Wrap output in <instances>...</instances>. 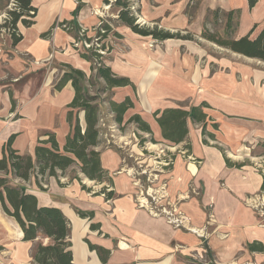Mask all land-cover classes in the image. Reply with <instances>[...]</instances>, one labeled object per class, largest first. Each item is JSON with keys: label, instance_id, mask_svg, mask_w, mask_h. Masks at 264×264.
I'll use <instances>...</instances> for the list:
<instances>
[{"label": "crops", "instance_id": "0c3cea01", "mask_svg": "<svg viewBox=\"0 0 264 264\" xmlns=\"http://www.w3.org/2000/svg\"><path fill=\"white\" fill-rule=\"evenodd\" d=\"M102 1L105 2L31 0V5L36 8L33 23L30 26L20 22L17 24L22 37L16 44H12V41L8 45L0 44V158L2 147L11 135H15L12 147L21 154H34L37 137L38 140L47 138L45 133L39 135L40 131L54 132L60 147L63 145L69 130L66 121L67 104L72 100L74 90L70 82L61 90H56L54 85L64 71L62 64L81 69L87 76L90 74V66H86L90 62L76 54L72 46L82 27L94 19L99 20V17L91 14L90 5L95 8ZM167 1L157 0L155 4L160 5L157 4L155 12L160 14L166 11L169 17L177 20L176 28H187L190 25L188 17L192 16H187L183 9L189 0H176L172 8L165 6ZM202 1L208 9L207 14L214 9L223 10L224 7L226 10L223 11L240 10L238 25L233 33L235 38L248 33L255 37L264 25V0H256L252 7H249L248 0H239L236 5L232 4L235 0ZM215 4L217 8H214ZM219 21L223 22L222 19ZM75 22L80 30L75 31ZM216 25L208 24L212 30ZM173 41L183 43L191 40L168 38L161 42ZM223 49L246 59L263 62ZM22 55L28 57V64L21 58ZM51 62L57 67L52 66ZM136 64L147 66L143 52ZM47 65L48 70L53 69V72L45 78L40 91L36 92L26 86L27 100L10 89L9 84L1 82L4 77L2 66H7L16 77L21 69L31 66V69H38L39 72L40 67ZM107 66L117 76L127 77L133 84L130 66L118 62L113 67ZM56 77L58 79L53 83ZM215 79L219 78L216 76ZM194 81L197 83L198 78ZM158 83L160 91L157 95L148 97L143 94L149 111H146L141 99V107L133 102V107L125 112L122 124L131 126L128 119L138 114L149 124L153 137H157L160 142H167L161 137L153 112L166 108L189 109L205 102L207 106H202V111L207 115L205 135L202 133L201 122L188 119V131L182 142L173 147L157 142L151 144L155 148H149L138 146L130 136L121 135L117 128H113L110 136L115 140L106 139L101 133L100 144L96 148L101 153L102 167L111 177L110 182L91 181L97 185L94 188L85 187L80 179H67L60 171L57 177H45L41 182L44 190L39 189L34 182L25 183L20 179L13 182L24 184L28 192L37 197L39 205L61 209L70 223L69 249L74 264H264V203L255 207L258 201L253 200L255 195L264 191V149L261 146L264 143V97L253 95L245 106H232L221 99L228 96L226 86L224 89L206 81L203 89L202 86L200 88L205 95L201 96L200 101L187 107L160 105L158 99L167 98L162 93L174 96L178 92L171 87L175 83L174 77L162 79ZM134 87H114L110 98L117 102L125 97L131 98L129 89L134 90ZM210 99H215V103ZM79 119L84 126L83 112H79ZM214 124L217 126L214 127ZM210 133L213 138L208 135ZM123 146L127 148L126 151L120 150ZM152 154L154 159L162 161L171 158L173 163L161 168L150 183L147 178H151L150 174L155 167L151 161ZM127 157H133L137 162L133 163L129 158L126 162ZM226 159L242 165L228 166ZM137 167L140 171L138 176L142 173L140 177L150 183V192L160 184H166V196L173 202L174 210L180 211L187 218L183 224L176 223L163 213L151 212L149 208L137 203ZM81 174L77 177L80 178ZM104 186L107 187L106 191H113V196L106 197L105 193L100 192ZM78 210L92 212V215L80 217ZM40 240L48 242L47 238L41 237L23 240L21 227L4 212L0 203V250L3 252L0 258L6 260L1 263L35 264L32 253ZM87 241L98 250L91 249ZM249 244L257 247L250 249Z\"/></svg>", "mask_w": 264, "mask_h": 264}, {"label": "trees", "instance_id": "16d2710c", "mask_svg": "<svg viewBox=\"0 0 264 264\" xmlns=\"http://www.w3.org/2000/svg\"><path fill=\"white\" fill-rule=\"evenodd\" d=\"M14 9L8 11L10 17V38L12 44H16L22 37L18 31L17 24L20 22L24 26H30L35 16L36 8L31 5V0H13ZM110 4L109 0H104ZM129 0H116L112 6L118 7V16L123 24L142 36H151L153 39L163 41L168 38H181L192 40L193 35L187 33L180 35L179 32L171 33L157 26L150 29L140 28L135 24V17L130 13ZM256 0H248L249 7L254 6ZM9 0H0V12L5 10ZM240 15L239 9L223 11L214 9L208 12L203 23L200 37L218 46L226 48L234 53L241 54L249 58L259 59L264 62V25L255 37L250 33L235 38L233 33L238 25ZM222 19V31L216 28L212 30L208 24L216 25ZM75 31L79 29L77 23H73ZM105 31L109 30L106 23L103 25ZM80 30V29H79ZM50 31V30H49ZM48 31V32H49ZM85 33V31H84ZM99 33V32H98ZM105 33V32H104ZM100 34V33H99ZM85 34H83L84 36ZM104 37L105 34L103 35ZM86 42L90 38H86ZM104 49V46H102ZM102 49V50H103ZM81 57L90 62V74L87 76L84 71L74 68L69 64L63 65V73L55 83L54 88L61 90L68 82L74 90L72 100L67 104L66 121L69 130L65 135L64 143L60 147L54 132H45L46 139L37 140L34 154H21L12 147L15 135H11L2 147V157L0 158V203L4 212L13 217L23 231V240H34L37 237L47 238L44 244L40 240L34 247L32 258L35 264H74L71 250L70 223L64 216L61 209L54 206H41L37 197L28 192L27 187L22 183H15L13 180L34 182L41 190L44 188L41 182L45 177H57L58 172H64L73 164L78 165L79 171L96 182L111 181L108 172L101 165V153L96 150L100 144L101 112L105 105L106 113L110 115V120L116 124L123 123L125 112L133 107L130 97L117 102L108 98L114 87L131 85L132 82L123 76H117L109 66L104 63L102 53L92 48L80 54ZM94 59L96 62H94ZM93 87H96L93 89ZM100 94L105 96L100 97ZM202 106H207L205 102L199 106H191L189 109L166 108L153 112L160 134L163 140L175 145L182 142L187 134V120L202 123V133L206 134L205 125L207 115L202 111ZM79 112H83L84 126L80 124ZM134 122L142 132L150 134L152 130L149 124L140 115L134 114L129 119ZM217 125L214 124V127ZM214 137L213 134H208ZM152 141L156 140L152 137ZM142 142L144 140H141ZM206 142V140H204ZM264 149V143L261 144ZM228 166L240 167L242 164L232 163L226 159ZM262 190H264V170ZM73 178L78 179L77 176ZM84 188V186H83ZM103 187L100 192L106 197L113 196V191H106ZM80 217L91 216L92 212L78 210ZM89 247H94L87 241ZM250 249L257 246L249 244Z\"/></svg>", "mask_w": 264, "mask_h": 264}, {"label": "rangeland", "instance_id": "374dc122", "mask_svg": "<svg viewBox=\"0 0 264 264\" xmlns=\"http://www.w3.org/2000/svg\"><path fill=\"white\" fill-rule=\"evenodd\" d=\"M109 1L111 3H107V5L102 1L101 4L95 8L90 5L91 14L99 17V20L94 19L92 22L88 23L86 27H82V30L86 28V31L84 33L81 30L78 33V36L73 43L74 46L72 47L76 54L86 52L88 48L97 50L103 54L104 63L106 65H110L111 67H113L115 62H118L123 66H130V75L133 77L135 89L132 90L130 88L129 92L131 94L132 102H136L137 106H142V100L146 111H149L150 108L145 102L146 100L143 94L145 93L148 97L150 95H157L160 91L158 81L160 82V80L168 79L169 77H174L175 83L171 87L177 90L178 93H175L174 96L162 93L163 96H167V98L162 97L158 99L160 100V105L171 104L179 107H187L191 103L200 101L201 98L205 96L204 93L200 91V88L202 86L203 89V84L206 81L211 82V84H214L215 86L220 85V87L224 89L226 86L228 96H225L224 98L222 97L221 99L225 103L231 104L232 106H245L246 102L251 101L249 98L253 95L257 96L258 94L259 96L264 97L263 62L234 55L223 48L199 38L202 23L204 22L208 11L202 0H189L186 8L183 9L187 16H192L191 18L188 17L190 25L187 28H176L175 25L178 24L177 20L173 19L174 17H169L170 14L165 13L166 11L163 12L165 13V16H163V13H156L155 11L158 9L156 6L159 4H155L157 0H129L130 2L128 4V8L130 9L131 15L135 17L134 23L137 24V26L140 28L148 27L150 29L157 26L158 28L166 29L170 32L178 31L183 35H186V33L193 35V40L183 41V43L181 41H173L174 43H162L161 41L153 39L151 36H142L133 32L130 27L123 24V22L119 19V8L111 5H114L116 0ZM158 1L163 2V0ZM175 1L176 0H168L165 6L172 8ZM238 3L239 0L232 2L233 5ZM214 8H217L216 4ZM12 9H14V1L9 0L7 8L5 10H1L0 12L1 45H8L11 42L9 34V27L11 25L9 23L10 17L8 11ZM222 9L226 10L225 7ZM105 23L109 26V30L107 32L105 31V27H103ZM222 25L221 21H219L216 25V29L219 32L222 31ZM83 34L85 35L83 36ZM104 34L106 37L103 36ZM86 38H90V41L86 42ZM102 46H104V49ZM142 52L147 58V66L141 67L136 63L138 62ZM21 58L25 60L27 64L29 63L28 57L22 55ZM94 62H96L95 59ZM51 65L57 67L55 63L53 64V62H51ZM86 66L88 67L90 64L88 63ZM31 68L32 67L30 66L24 70L21 69L19 74L15 77L7 66H2L4 77L1 82L9 84L8 87L10 89H14L16 93L20 94L21 98L27 100L28 87L26 86H30L32 90L35 89L36 92L40 91L44 86L43 83L45 78L47 76L49 77L53 72L51 71L53 69L48 70V65L40 67L41 70L39 72H37L38 69H35V71ZM139 69L141 70L139 71ZM216 76L219 79H215ZM195 78H198L197 83L194 81ZM57 79L58 77L54 78L53 83H55ZM141 80L143 81L140 82ZM95 88L96 87H93V89ZM139 90L140 93H138ZM240 92H242V94ZM103 96H105V94H100V97ZM107 96L110 98L111 94L109 93ZM210 100L215 103V99ZM20 102L22 104V99ZM105 107L106 106L103 105L100 115L101 122L99 124L102 137L105 136L106 139L108 138L109 140L114 141L115 139H113L110 134H113V128H117L121 135H125L126 137L130 136L138 146L142 145L144 147L149 146V148H155L151 144L155 145L158 142L164 144L165 146L173 147V144L169 142L158 141L157 137L152 136L156 142L152 141L150 134L137 129L134 122L130 123L132 127L128 124H116L110 120V115L106 113ZM44 133V131H40L39 135H44ZM40 138H42V136ZM38 139L39 136L37 137V140ZM141 140L144 141L142 142ZM117 143L119 142L117 141ZM106 145L109 146L108 143H106ZM120 148H122L120 149L121 151H126L127 149L125 146ZM147 154L149 153H146V155ZM159 154V156H161L160 158H162V154ZM164 154L172 157L169 153L165 152ZM151 156L153 158L154 154ZM128 158L131 159L133 163L137 162L134 161L133 157H127L125 160L126 162L128 161ZM151 161L155 163L154 168H156V166L160 167L154 158ZM137 171L136 175L138 176L140 172L139 167H137ZM151 173H153V171ZM78 174H80V172L76 164L68 167L63 172V175H65L67 179H71ZM141 174L142 173H140V176ZM80 176L81 177L78 178L84 182L85 187L94 188V186L97 185L96 182H91L94 180H90L83 174ZM140 176H138L139 184L137 186L140 187L141 190L138 187H135L137 188V194L135 192L137 196L141 191L146 195L147 187L150 184L147 182L146 178ZM146 196H149L148 193ZM43 242L45 244L47 241L44 240ZM1 254L3 255V252L0 250V255ZM2 260L6 262L5 258H0V264H3L1 263Z\"/></svg>", "mask_w": 264, "mask_h": 264}, {"label": "built area", "instance_id": "2783aa9c", "mask_svg": "<svg viewBox=\"0 0 264 264\" xmlns=\"http://www.w3.org/2000/svg\"><path fill=\"white\" fill-rule=\"evenodd\" d=\"M155 160L156 162H158L159 165L163 164L164 166L163 167L156 166V168H153V173L150 174L151 178H147L150 183L154 181V175L158 174L161 168L169 166L173 163V160L171 158H168L167 160H162V161L155 158ZM135 177H137V181L136 180L135 181L139 183L138 176H135ZM165 188H166V184L162 183L158 187L154 188L155 190L150 192L151 187L148 186L146 195L148 193L149 196H146L145 194H143L142 191L139 192L137 196V203L149 208L151 212H155L156 214L163 213L169 219H173V221H175L176 223L183 224L187 218L180 211L174 210V205L172 204L173 202H171L167 198ZM149 198H151L152 201ZM253 200L258 201L254 204L255 207H258L260 203H264V191L255 195Z\"/></svg>", "mask_w": 264, "mask_h": 264}, {"label": "bare ground", "instance_id": "6f19581e", "mask_svg": "<svg viewBox=\"0 0 264 264\" xmlns=\"http://www.w3.org/2000/svg\"><path fill=\"white\" fill-rule=\"evenodd\" d=\"M146 102V101H145Z\"/></svg>", "mask_w": 264, "mask_h": 264}]
</instances>
